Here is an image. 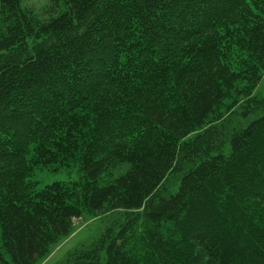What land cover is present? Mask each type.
Wrapping results in <instances>:
<instances>
[{"label":"trees","instance_id":"1","mask_svg":"<svg viewBox=\"0 0 264 264\" xmlns=\"http://www.w3.org/2000/svg\"><path fill=\"white\" fill-rule=\"evenodd\" d=\"M28 1L0 0V264L118 210L65 264H264V0Z\"/></svg>","mask_w":264,"mask_h":264},{"label":"rangeland","instance_id":"2","mask_svg":"<svg viewBox=\"0 0 264 264\" xmlns=\"http://www.w3.org/2000/svg\"><path fill=\"white\" fill-rule=\"evenodd\" d=\"M45 0H30L28 1L29 4L33 5L36 8L42 7L44 5ZM264 94V79L262 80L261 84L257 87L254 92L255 95H262ZM239 109V108H238ZM238 109L234 110L233 112H229L226 114L227 118H230L231 121L238 123L239 119L237 116ZM232 113V114H231ZM252 116L248 119H245V122L250 120ZM237 124H232L234 127ZM78 168H62L59 171H51L49 169H38L33 176V180L38 181L39 186H45L47 184H51L56 181H64L70 182L77 180L80 176L79 172L77 171ZM168 180H172L170 177ZM172 183L167 184V181L162 184L161 193L164 195L168 194L176 187L178 180ZM132 216L131 212H126L123 210L113 211V212H102L98 213L97 215L92 216H84L79 219H75V226L72 233L64 238H62L58 243L53 245L50 249L49 254L38 262V264H65L67 257L70 252L74 249L86 243L90 240L95 239L98 237L104 230L109 228H121L127 225L126 223L129 221L130 217ZM133 216H136L135 214ZM130 234V233H129ZM136 235V237L143 238L142 235L147 239V226L145 220L141 217L137 222L135 229H133L132 233ZM138 235V236H137ZM144 247L141 249H145Z\"/></svg>","mask_w":264,"mask_h":264}]
</instances>
